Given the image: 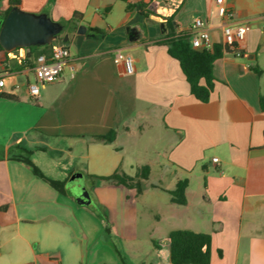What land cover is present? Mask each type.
<instances>
[{
	"label": "crops",
	"instance_id": "0c3cea01",
	"mask_svg": "<svg viewBox=\"0 0 264 264\" xmlns=\"http://www.w3.org/2000/svg\"><path fill=\"white\" fill-rule=\"evenodd\" d=\"M10 1L0 0V18ZM16 1L61 24L75 12L81 19L64 25L56 41L67 35L69 62L35 100L26 83L34 58L49 47L0 54L2 94L11 97H0V264H119L100 240L111 228L76 201L68 181L79 175L98 193L122 186L99 177L118 171L135 178L145 165L141 181L153 172L156 181L136 195L167 196L152 216L143 264H170L168 233L179 229L210 236L209 264H264V0H225L246 26L243 54L215 60L206 103L191 95L178 62L156 42L167 34L163 18L173 16L175 33L200 18L211 44L223 46L213 0H152L146 16L132 7L139 0ZM118 51L132 58V74H124ZM111 130L112 142L96 140ZM22 149L62 191L12 158ZM183 179L186 203H171L168 192Z\"/></svg>",
	"mask_w": 264,
	"mask_h": 264
},
{
	"label": "trees",
	"instance_id": "16d2710c",
	"mask_svg": "<svg viewBox=\"0 0 264 264\" xmlns=\"http://www.w3.org/2000/svg\"><path fill=\"white\" fill-rule=\"evenodd\" d=\"M152 0H139L135 5L137 11L146 16L150 13L147 10L149 2ZM19 6L18 1L11 0L8 9L4 12L2 19L11 10L12 7ZM130 4L126 8H130ZM81 14L75 12L72 18L63 23L70 25L79 21ZM167 34L162 40L157 41L159 45H164L167 49V54L175 59L185 80L189 86L191 95L202 103H206L215 86V78L213 76V63L220 58L223 53L228 52V47L225 45H212L211 50L193 49L188 41L187 32L175 33L172 20L173 16L163 18ZM49 46H44L48 48ZM0 54L6 55L5 51L0 47ZM0 97L11 98L8 95L0 94ZM115 138V131L111 130L106 135L98 136L96 140L110 143ZM31 151L22 149V153L13 156L12 158L19 160L31 167L33 174L43 181L49 183L53 188L62 191L63 183L46 178L39 169L33 164L30 159ZM149 174V167L142 166L139 169L135 178L119 173L118 171L107 177H99L98 179L110 185H122L126 188H137V192L141 191L140 181L145 180ZM187 186V180H179L174 189L169 191L170 202L177 205L186 203L184 191ZM169 239V262L170 264H209L210 259V236L205 233L193 232L191 230L179 229L172 230L168 233ZM118 258L124 263L125 255L121 251L116 250Z\"/></svg>",
	"mask_w": 264,
	"mask_h": 264
},
{
	"label": "rangeland",
	"instance_id": "374dc122",
	"mask_svg": "<svg viewBox=\"0 0 264 264\" xmlns=\"http://www.w3.org/2000/svg\"><path fill=\"white\" fill-rule=\"evenodd\" d=\"M60 36H63L62 34ZM42 47H29L27 50L37 52ZM24 49V50H26ZM156 172H153L150 181H140L143 189L150 182H155ZM82 181L79 175L72 176L68 181L70 190L78 186ZM84 187L88 192L89 203L95 214L100 218L102 224L108 225L111 231L105 232L101 236V243L107 245L112 250L121 251L125 255L124 263L119 259V264H143V258L152 249L149 241L150 225L154 224L153 214L156 212L161 196L167 195L161 192H154V200L151 201L150 195L147 200L145 197L136 195L137 188H126L124 186L110 187L94 193V184L85 180ZM99 200L103 205H98Z\"/></svg>",
	"mask_w": 264,
	"mask_h": 264
},
{
	"label": "built area",
	"instance_id": "2783aa9c",
	"mask_svg": "<svg viewBox=\"0 0 264 264\" xmlns=\"http://www.w3.org/2000/svg\"><path fill=\"white\" fill-rule=\"evenodd\" d=\"M210 16L222 20V42L228 47V50L234 57L242 56L240 45L244 42L246 37V26L243 23L235 22L234 13L228 8L225 0H213V5L210 10ZM188 34V41L193 49L204 48L206 50L212 49L210 42L208 25L200 18H193ZM70 59V51L66 43L54 41L49 45L47 53L38 54L34 58V64L31 68L33 80L26 83L27 92L32 100L37 99L40 90L47 84L57 81L68 64ZM116 59L122 63L124 74L130 75L134 72L133 60L130 56L118 51ZM73 71V69H71ZM6 86V76L0 74V94ZM15 84L13 89H17ZM216 161V159H214ZM50 264H56L51 262Z\"/></svg>",
	"mask_w": 264,
	"mask_h": 264
},
{
	"label": "water",
	"instance_id": "95a60500",
	"mask_svg": "<svg viewBox=\"0 0 264 264\" xmlns=\"http://www.w3.org/2000/svg\"><path fill=\"white\" fill-rule=\"evenodd\" d=\"M64 25L52 21L46 13H31L12 7L4 20L0 18V47L5 52L16 48L44 47L56 41ZM67 35L62 38L67 41ZM71 193L79 204H88L89 196L82 181L72 187Z\"/></svg>",
	"mask_w": 264,
	"mask_h": 264
}]
</instances>
